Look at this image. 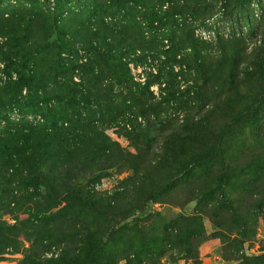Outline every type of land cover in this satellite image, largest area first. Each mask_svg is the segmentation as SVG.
<instances>
[{
  "label": "rangeland",
  "instance_id": "rangeland-1",
  "mask_svg": "<svg viewBox=\"0 0 264 264\" xmlns=\"http://www.w3.org/2000/svg\"><path fill=\"white\" fill-rule=\"evenodd\" d=\"M198 2L196 5L190 1L185 3L195 9L194 13L188 11L176 16L177 21L183 19L192 26L195 38L208 44L205 46L207 54L200 60L202 67L197 84L193 86L188 73L187 79H181V70L188 67L181 61L180 54L175 58L166 56L163 52L168 49L166 40L161 41L163 45L154 56L148 55L141 63L128 64L132 79L139 86L145 85L149 75L156 80L154 76L161 73L165 80L175 74L171 82L180 81L181 88L185 85L190 88L186 97L180 99L181 102L187 100V107L200 103L201 99L195 96L198 91L205 106L201 114L194 112L195 119L203 117L215 103L222 106L221 112H227L230 107L239 111L249 96L264 92V0ZM75 4L79 3L76 0L65 4L60 0H0L1 20L9 22L10 18H17L27 23L22 39L13 33H0V47L6 53L5 61L0 58L3 119L37 125L47 121L43 115L45 109L51 108L61 116L64 103L73 105L69 102L70 86L85 92L87 82L82 78L85 76L82 69H72L67 64L57 66L50 47L39 48V51L35 46L44 41L50 17L67 16L77 9ZM165 6L168 4L163 8ZM26 39L32 40L31 50L24 45ZM76 49L86 54L79 44ZM62 56L72 58L73 54L65 52ZM188 56L191 60L194 58L191 54ZM26 58H30V62ZM85 60L82 56L79 61ZM8 62L16 66L6 68L10 65ZM96 64L97 61L93 66ZM20 72L29 76L31 86L20 87ZM38 79L43 81L38 83ZM108 80L99 81L100 86L107 87ZM111 82L114 83L110 88L113 93L123 89L117 99L131 104L132 82L123 80L121 85L115 80ZM164 83L154 81L149 85L150 100L155 105L160 101ZM239 93L242 96L234 99ZM17 100L32 101L38 112L21 113L15 104ZM261 101L264 105V96ZM145 108L148 109L147 105ZM186 111L187 108L170 101L163 102L156 111L149 110L135 117L136 126L153 125L146 137H132L142 151L150 144L148 163L143 162L145 173L141 169L142 161L135 159L131 165L136 167L135 171L120 166L92 180H88L89 175L87 182L81 181L85 192H67L56 199L47 195L44 187L32 185L35 173L29 163L13 155L11 164L5 166L3 161L9 157L3 153L4 145L0 142V264H53L60 256L66 264H77L82 246L97 238L105 245L99 253L98 264H193L194 260L200 264H244L242 258L255 257L259 261L256 264H264V204L259 205L264 198V109L254 114L242 135L236 131L238 128L231 126L219 134L214 153L219 162L224 163L226 159L231 187L220 192V196L208 195L200 205L187 199L195 196L196 189L218 173L219 167H211L201 181L196 170L191 169L186 177L165 185L161 183L162 165L156 162L164 154L167 161L172 157L188 161L197 150L191 132L176 129ZM112 114L117 116L115 112ZM218 115L222 118L221 113L216 117ZM118 117L117 120L99 112L95 116L98 123L106 127L104 135L126 151L135 153L125 135L131 133L132 126L124 127L122 118ZM5 124L3 129L6 130L8 123ZM92 133L91 136L102 138L97 132ZM115 194H118L116 199L110 200ZM222 195L229 197L227 204H221ZM147 198L151 199L147 202ZM141 209L140 217L126 226L125 221L115 223L120 216ZM238 219L243 221L242 225ZM198 222H201V235H197ZM108 227L111 230L106 232Z\"/></svg>",
  "mask_w": 264,
  "mask_h": 264
},
{
  "label": "trees",
  "instance_id": "trees-1",
  "mask_svg": "<svg viewBox=\"0 0 264 264\" xmlns=\"http://www.w3.org/2000/svg\"><path fill=\"white\" fill-rule=\"evenodd\" d=\"M69 1L74 0H60L63 4ZM180 1L182 3H179ZM188 1L196 5L200 0H76L83 7L75 4L77 9L67 16L63 18H57L56 15L50 17L46 23L48 33L44 41L36 43L35 46L37 50L50 47L56 58L57 66L67 64L72 69H82L85 72V76L83 75L82 78L87 82L84 85L86 89L83 92L76 89L75 86H70L68 90L72 91V96L69 102L73 105L69 106L68 103H64L61 116H57L51 108L45 109L43 115L47 121L37 125L29 126L5 120L0 114V120L4 121L0 128V142L4 145L3 153L9 157L8 160L3 161L5 166L8 167L11 164L13 155L29 163V166L32 167L31 171L35 173L32 185L44 187L47 195L50 197L53 195L52 199L67 192L74 194L85 192V186L81 181L85 179L87 182L89 175H91V179L88 180H92L98 178L104 171L120 166L130 167L135 171L136 167L131 166L135 159L136 162L142 161L141 169L145 173L143 162L147 161L148 163L150 144L142 151V148L132 140V137H146L148 130L152 129L153 125L147 123L136 126L133 121L137 115H144L149 110L156 111L163 102L173 101L176 102V105L179 104L187 108L182 123L176 129H188L197 150L188 161H183L182 158L181 160L175 157L171 158L170 155L171 159L167 161L166 154H164L166 157L160 155L156 162L162 165L160 167L163 176L161 183L166 185L174 179L186 177L191 169L196 170L198 179L201 181L203 175L209 174V169L215 166L216 169L219 167L220 171L211 175V179L209 177L201 187H198L196 189L198 193L188 198L187 202L196 201L200 205L208 195L220 196V192L228 191L231 182L225 167L226 159H224V163L219 162L214 148L218 147L219 136L227 126H231L232 129L238 128L236 130L238 134H243V128L250 125L254 114L264 109L261 101L264 92L249 96L239 111L230 107L227 112H221L222 106L215 103L211 110L202 115L203 117L195 119L194 112L197 111L201 114L205 106L198 91L195 96L201 99L200 103L192 108L187 107V100L181 102L180 99L186 97L190 88L187 85L181 88L180 81H177L176 84L171 82L176 77L175 74L171 75V79L165 78V80L162 79L161 73L154 76L156 80H153L149 75L145 85L139 86L133 81L128 66L130 62L141 63L148 55L157 54L159 47L163 45L161 41L166 40L168 49L163 50L166 56L175 58L180 54L181 61L188 67V71L181 70V79H184L188 73L193 80V86L197 84L202 67L200 60L207 54L205 46L208 44L195 38L192 26L186 23V20L177 21L178 19H176L177 15L187 14L188 11L194 13V8L186 6ZM165 3L168 6L163 8ZM8 21L0 19V33H13L15 37L22 39L21 35H24L27 27L25 19L10 18ZM77 44L81 48L83 47L85 55L77 51ZM24 45L29 48L28 50H31L32 40L26 39ZM187 49H189L188 52H186ZM65 52L72 53V58L65 59L62 56ZM5 54L3 48L0 47V58L3 61H5ZM190 54L194 56L192 60L188 56ZM82 56L86 60L80 62ZM26 61L30 62V58H26ZM96 61L97 64L93 66ZM194 63L195 65H193ZM26 65L28 64L26 63ZM8 66L14 68L16 64L11 62L10 65H6V68ZM107 78H109L108 86L101 87L99 81ZM18 80H20V87H29L32 84L29 76L24 72H20ZM113 80L117 85H121L123 80L126 83L132 82L133 87L129 89L133 100L131 104L117 99L122 96L123 89L117 93L110 90L114 85L111 82ZM41 81L43 80H37L38 83ZM154 81L165 82L164 91L157 105L151 102L149 94V85ZM240 96L242 95L239 93L234 99ZM146 102H149L150 105ZM15 104L23 114L36 113L39 110L30 100H17ZM145 105L148 109L145 108ZM39 108L41 109V107ZM97 112L109 114L114 119L119 116L118 118H122L123 126L131 124V133L125 135L135 148V153L126 151L116 141L103 134L106 127L98 123L95 118ZM112 112L117 113V116H113ZM127 113L134 117L128 116ZM217 113H221L222 118L220 115L216 117ZM68 120H70L69 123ZM178 121L179 119L176 118V122ZM5 123H8L6 130L3 129ZM92 132H97L102 138L91 136V134L94 135ZM168 140L172 143L171 136L168 137ZM163 151L166 152V148ZM95 172L98 173L94 174ZM160 189H162L161 184ZM117 196L118 194H115V197H111L110 200L116 199ZM221 197L222 205L227 204L230 200L228 196L222 195ZM150 199L147 198L146 201L148 202ZM263 204L264 198L259 205ZM142 210L126 213L120 216L115 223L125 221L123 225L126 226L133 219H138ZM131 216H133L132 220H128ZM234 217L236 220L235 215ZM237 222L242 225L243 221L238 219ZM107 230H111V227H108L106 232ZM200 232H202V227L201 222H198L197 235H201ZM103 245L104 242L101 238L85 243L77 264H98L99 253L105 246ZM242 261L244 264L259 262L257 257L242 258ZM53 264H66V262L60 256ZM193 264H200V262L194 260Z\"/></svg>",
  "mask_w": 264,
  "mask_h": 264
},
{
  "label": "built area",
  "instance_id": "built-area-1",
  "mask_svg": "<svg viewBox=\"0 0 264 264\" xmlns=\"http://www.w3.org/2000/svg\"><path fill=\"white\" fill-rule=\"evenodd\" d=\"M4 121L3 120H0V127H2Z\"/></svg>",
  "mask_w": 264,
  "mask_h": 264
}]
</instances>
